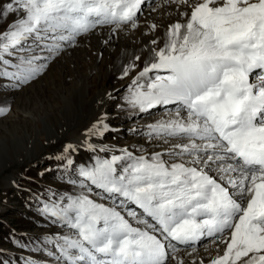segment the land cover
<instances>
[{
  "label": "snow or ice",
  "instance_id": "1",
  "mask_svg": "<svg viewBox=\"0 0 264 264\" xmlns=\"http://www.w3.org/2000/svg\"><path fill=\"white\" fill-rule=\"evenodd\" d=\"M172 5L180 19L118 76L143 62L121 110L174 106L145 126L157 143H94L111 130L102 114L80 145H64L52 158L71 190L33 194L36 214L61 231L10 234L19 264H186L181 252L205 264L193 255L201 241L205 252L224 245L207 264H264V0H0V17H16L0 32V88L22 90L97 29L135 31L145 8ZM10 110L0 105V117ZM81 148L92 155L77 163Z\"/></svg>",
  "mask_w": 264,
  "mask_h": 264
},
{
  "label": "rangeland",
  "instance_id": "2",
  "mask_svg": "<svg viewBox=\"0 0 264 264\" xmlns=\"http://www.w3.org/2000/svg\"><path fill=\"white\" fill-rule=\"evenodd\" d=\"M151 2L152 6L155 7L157 3H162V0H151ZM165 9L162 6L157 11L152 12L145 8L144 15L139 17L140 27L135 31H121L118 35H112L109 28L97 29L88 39L81 40L80 46L61 54L50 64L44 75L22 90L10 91L0 88V105L10 106L11 109L5 117H0V160L7 154V150L16 151L21 145V141L16 136H21L23 140L24 131L32 133L35 123L27 118L28 115H38V117L44 118L40 122V128L29 143L28 156L20 159V161H15L14 164L0 173V249L5 250L0 259H16L19 264L21 252L13 246L9 239L12 233L18 238H28L61 231L59 228L49 227L36 214L37 204L33 199V194L42 193L49 186L60 191L71 190L61 175L64 170H57V162L52 157L59 154L64 145L69 143L78 145L75 140L85 137V132L89 127L88 120H90L89 117L96 98H100L105 92L111 94L112 98L108 99L104 113L111 130L101 140L94 139V143L112 144L117 147H131L133 145L149 147L150 144L157 143L145 138V126L157 120L168 119L170 108L167 106L166 111L164 107H159L156 109V113H145V115L138 111L127 108L121 110L117 107V105H123L122 97L127 93V86L130 84L132 76H135L136 72L141 69V66L139 65L129 77L118 79L119 67L122 64H116L118 67L114 64L122 55L123 50L140 48L144 44H149V41L156 38L158 34L161 35L162 28L156 23L158 21H151L158 25L156 30L158 33L155 32V34L147 36L144 33L147 30L146 20L153 17V14V20L159 19L160 22H166L168 17L171 18L167 12H173L174 8H171L173 11L168 9L167 12ZM14 19H16L14 15L8 16L7 19L0 17V32H3ZM104 41H108V43H104ZM84 76H87V82L92 87L83 96L78 95L76 98V90L81 88V81L79 80ZM70 101L71 109L76 115L72 120L73 122L66 124L67 120L69 121L66 109L67 102L70 103ZM81 103H83L84 109ZM12 110L17 111V116L9 118ZM54 113H61L63 116V120L56 121L57 125L64 127V132L57 137L53 136L55 132L51 130L52 127L49 125L54 118L48 114ZM97 120L98 118H95L92 124ZM130 129H137L138 131L133 133ZM11 138L12 141L7 143L8 145L4 144V141ZM22 142L25 144L24 141ZM171 143H175V141H171ZM168 146L163 145L165 148ZM156 150L159 151L160 149L157 148ZM91 155L81 148L75 154V161L77 163L88 161ZM4 180L11 182L5 186L2 185ZM205 242L202 241L201 244ZM200 245H197L199 247L198 254L202 253V259L205 262L217 254L216 248L210 247L209 251L205 252ZM24 255H31L38 261L47 259L41 253L25 252ZM184 259L188 264L190 258Z\"/></svg>",
  "mask_w": 264,
  "mask_h": 264
},
{
  "label": "bare ground",
  "instance_id": "3",
  "mask_svg": "<svg viewBox=\"0 0 264 264\" xmlns=\"http://www.w3.org/2000/svg\"><path fill=\"white\" fill-rule=\"evenodd\" d=\"M174 6V7H173ZM171 8H174V11H173V9H171ZM168 9H171V11H173L172 13H175L176 12V9H175V5H172V6H170V7H168V8H166L165 9V12H167V10ZM181 10H184V9H181ZM149 13H150V11H148ZM160 12V11H159ZM168 13V12H167ZM153 17H149V18H147V20L146 21H152V22H154V21H158V22H156L157 24H159L160 25V28H162V32H161V35L160 34H158V36L159 37H162L163 35H164V33H165V31H166V29H167V26L169 25V24H171V23H174L176 20H178V19H180V17L177 15V14H174V15H170V17L171 18H167V20H166V22H160L159 21V19H155V20H153L154 19V14L152 15ZM152 20H151V19ZM149 19V20H148ZM155 23V24H156ZM156 33H158V31H156ZM157 37V36H156ZM113 38V37H112ZM101 43V42H100ZM145 45H148V43L147 44H144L142 47H140V48H136V49H134V50H127V51H125V50H123V53H121L122 55H120V58L119 59H117L115 62V66H117V65H120V64H122V65H124V64H126L127 62H128V60H130L132 57H134L136 54H138L139 53V51L142 49V48H144V46ZM145 55H146V53H145ZM79 61V60H78ZM78 61H77V63H78ZM117 64V65H116ZM138 64L141 66V68L143 67V62L141 61V62H138ZM122 65L119 67V71L118 72H120L121 71V68H122ZM118 67V66H117ZM87 77V76H86ZM86 77L84 76V77H82L79 81H81V88H78L77 90H76V93H77V97L76 98H78V95H84L85 93H86V91L87 90H89L91 87H92V85H90L88 82H87V79H86ZM79 83V82H78ZM78 83H77V85H78ZM109 94H110V92H105V93H103L102 95H101V97L99 98H96V100L94 101V106H93V109H92V113L90 114V117H89V119L90 120H88L89 121V127H88V129L92 126V122L94 121V119L95 118H100L101 117V115L102 114H104L105 113V105H106V103H107V101H108V99H109ZM68 100V99H67ZM73 100V99H72ZM71 100V101H72ZM71 101H70V103L69 102H67V111H68V113H67V116H68V118H69V121L67 120V123L66 124H68V123H70L74 118H75V112H73L72 111V109H71ZM81 105H82V107H83V103H81ZM66 106V105H65ZM15 108V107H14ZM159 107H157V108H154V109H152V110H150V112H147L146 114H153V113H156L157 112V110L156 109H158ZM168 108H170V110H172L173 108H174V106L173 105H169L168 106ZM69 109V110H68ZM83 109H84V107H83ZM83 112V111H82ZM66 114V113H65ZM141 114H145V113H141ZM145 114V115H146ZM31 115V114H30ZM50 117H52V118H54L53 119V122L51 121V124H49L52 128H51V130L53 131L54 130V132H55V135H53L54 137L56 136H58L59 134H61V133H63L64 132V127H62V125H57L56 124V121H60V120H63V116H62V114L61 113H54V114H48ZM17 116V111L16 110H12V112L10 113V115L8 116L9 118L10 117H16ZM47 116V115H46ZM28 119H30L33 123H35V125L33 126V128H32V133L30 132H26V131H24L23 132V134H22V137L24 138L23 140H22V138H21V136H16V138L18 137V139H19V141H21V145L17 148V150L16 151H9V150H7L8 152H10L9 154H8V152H7V154L6 155H4V157L3 158H1V160H0V173L5 169V168H8L9 166H11L12 164H14L15 163V161H20V159H22V158H26L27 156H28V154L29 153H27L28 152V148H29V143H30V141L32 140V137H34V134L38 131V129L40 128V122L44 119L43 117H38V115H35V116H33V115H31V116H29L28 115V117H27ZM73 122V121H72ZM53 123V124H52ZM38 125H39V127H38ZM57 127V128H56ZM13 138V137H12ZM12 138L11 139H8L7 141H4V144H7V143H10V141H12ZM84 139H85V137H82V138H79V139H77V140H75V143H77L78 145H80L81 143H82V141H84ZM15 140V139H14ZM26 140V141H25ZM28 140H29V142H28ZM22 141H24L25 142V144H23V142ZM3 143V142H2ZM8 145V144H7ZM27 145V146H26ZM31 145V144H30ZM11 149V148H10ZM161 150V149H160ZM1 151V150H0ZM3 151V150H2ZM19 163V162H18ZM11 182V181H10ZM10 182H8V181H6V180H4V181H2V185H5V186H8L9 185V183ZM204 244V243H203ZM202 245V244H201ZM201 247V246H200ZM199 248V247H198ZM203 248V247H202ZM201 248V249H202ZM220 249L219 250H217V254H220V255H222L223 254V250H224V245L223 246H221L220 245V247H219ZM222 249V250H221ZM216 254V255H217ZM178 255H180V256H182V257H184V258H187L186 256H184V253L183 252H181V253H179ZM193 255H196V257H197V260H199V259H201L202 258V253L201 254H198V253H196V254H193ZM215 255V256H216ZM205 264H207V261L205 262Z\"/></svg>",
  "mask_w": 264,
  "mask_h": 264
}]
</instances>
